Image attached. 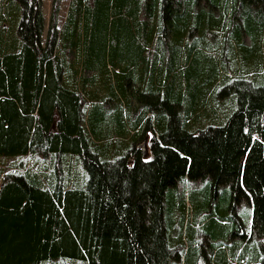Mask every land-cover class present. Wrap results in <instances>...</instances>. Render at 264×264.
<instances>
[{
	"label": "trees",
	"instance_id": "1",
	"mask_svg": "<svg viewBox=\"0 0 264 264\" xmlns=\"http://www.w3.org/2000/svg\"><path fill=\"white\" fill-rule=\"evenodd\" d=\"M56 1L0 0V264H264V0Z\"/></svg>",
	"mask_w": 264,
	"mask_h": 264
},
{
	"label": "rangeland",
	"instance_id": "2",
	"mask_svg": "<svg viewBox=\"0 0 264 264\" xmlns=\"http://www.w3.org/2000/svg\"><path fill=\"white\" fill-rule=\"evenodd\" d=\"M42 5H41V9L44 15V19L45 22L47 21V19L49 18L48 16L50 15V6H51V0H41ZM68 0H57L56 1V5H57V9L54 12V16H55V21L56 23L59 24V22L61 20H63L66 16H67V6ZM59 26V25H58ZM200 32H197V36H199ZM222 34L221 33H215L212 34L211 36L209 35V38L215 42V41H221L222 40ZM198 53H203L202 50L197 51ZM222 55H223V51H221V53L217 52L216 54H213L214 58H216L217 60H219V62H222ZM9 162V160L6 161V163ZM195 183H193L194 185ZM199 262L202 264V260L201 258H199Z\"/></svg>",
	"mask_w": 264,
	"mask_h": 264
},
{
	"label": "water",
	"instance_id": "3",
	"mask_svg": "<svg viewBox=\"0 0 264 264\" xmlns=\"http://www.w3.org/2000/svg\"><path fill=\"white\" fill-rule=\"evenodd\" d=\"M136 147L140 149L141 155L145 156L147 154V148L145 144V138L141 139L136 143Z\"/></svg>",
	"mask_w": 264,
	"mask_h": 264
},
{
	"label": "crops",
	"instance_id": "4",
	"mask_svg": "<svg viewBox=\"0 0 264 264\" xmlns=\"http://www.w3.org/2000/svg\"><path fill=\"white\" fill-rule=\"evenodd\" d=\"M200 264V263H199Z\"/></svg>",
	"mask_w": 264,
	"mask_h": 264
}]
</instances>
